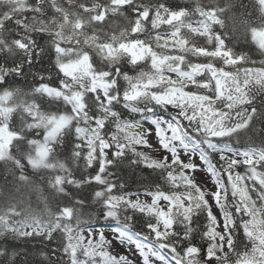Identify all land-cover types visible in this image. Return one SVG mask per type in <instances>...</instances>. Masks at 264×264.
I'll return each mask as SVG.
<instances>
[{
    "label": "snow or ice",
    "instance_id": "6c2138e0",
    "mask_svg": "<svg viewBox=\"0 0 264 264\" xmlns=\"http://www.w3.org/2000/svg\"><path fill=\"white\" fill-rule=\"evenodd\" d=\"M257 134L264 0H0V264H264Z\"/></svg>",
    "mask_w": 264,
    "mask_h": 264
},
{
    "label": "trees",
    "instance_id": "16d2710c",
    "mask_svg": "<svg viewBox=\"0 0 264 264\" xmlns=\"http://www.w3.org/2000/svg\"><path fill=\"white\" fill-rule=\"evenodd\" d=\"M174 2L190 5L193 3V0H174ZM234 43H236L237 48H239L242 44V42L240 41H235ZM253 58L259 59V55L257 54ZM43 66L44 65H41L40 67L42 68ZM244 144H255L257 147L264 146V144H262L261 142L259 134H257V136L254 139H245ZM238 171L243 172L244 169L240 168L238 169ZM120 175L127 180V186L129 190H135L136 188L139 187V185L134 182L136 179H139L142 175L137 169L126 168L120 173ZM1 179H0V183H3V180L1 181ZM32 195H33V198H32L33 206H36L37 197L35 194H32ZM85 211H91V209H85ZM95 227L102 228V227H107V225L104 221L101 220L99 223L95 225ZM13 243L14 244L18 243L17 245H20V248H19L20 251H27L29 253V259L33 262V264H42V262L43 264H46V259L44 256L41 255V253L49 252L51 248L56 247L55 242L40 243L39 241H31L29 243L23 244L20 241L18 242L15 241Z\"/></svg>",
    "mask_w": 264,
    "mask_h": 264
},
{
    "label": "rangeland",
    "instance_id": "374dc122",
    "mask_svg": "<svg viewBox=\"0 0 264 264\" xmlns=\"http://www.w3.org/2000/svg\"><path fill=\"white\" fill-rule=\"evenodd\" d=\"M98 229L105 231L106 235H109V238H110V230L108 229V227H102V228H98Z\"/></svg>",
    "mask_w": 264,
    "mask_h": 264
},
{
    "label": "bare ground",
    "instance_id": "6f19581e",
    "mask_svg": "<svg viewBox=\"0 0 264 264\" xmlns=\"http://www.w3.org/2000/svg\"><path fill=\"white\" fill-rule=\"evenodd\" d=\"M0 172H2V170H0ZM2 178V175H0V179ZM3 180V178L1 179V181ZM31 198H33V195H32V197ZM16 242H18V241H16ZM16 244H18V243H16Z\"/></svg>",
    "mask_w": 264,
    "mask_h": 264
}]
</instances>
